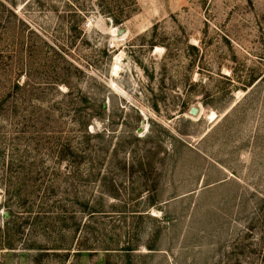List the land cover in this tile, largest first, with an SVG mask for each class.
Here are the masks:
<instances>
[{"label": "rangeland", "instance_id": "obj_1", "mask_svg": "<svg viewBox=\"0 0 264 264\" xmlns=\"http://www.w3.org/2000/svg\"><path fill=\"white\" fill-rule=\"evenodd\" d=\"M0 264H264V0H0Z\"/></svg>", "mask_w": 264, "mask_h": 264}, {"label": "water", "instance_id": "obj_2", "mask_svg": "<svg viewBox=\"0 0 264 264\" xmlns=\"http://www.w3.org/2000/svg\"><path fill=\"white\" fill-rule=\"evenodd\" d=\"M122 33H123V30H119V34H122ZM107 108H108V104L105 103V104H104V109H107ZM190 113H191L192 115L197 116V115H199V113H200V109H199L198 107H196V106H193V107H191V109H190Z\"/></svg>", "mask_w": 264, "mask_h": 264}, {"label": "bare ground", "instance_id": "obj_3", "mask_svg": "<svg viewBox=\"0 0 264 264\" xmlns=\"http://www.w3.org/2000/svg\"><path fill=\"white\" fill-rule=\"evenodd\" d=\"M199 115H200V113H199ZM199 115H197V116H199Z\"/></svg>", "mask_w": 264, "mask_h": 264}, {"label": "trees", "instance_id": "obj_4", "mask_svg": "<svg viewBox=\"0 0 264 264\" xmlns=\"http://www.w3.org/2000/svg\"><path fill=\"white\" fill-rule=\"evenodd\" d=\"M118 22V21H117Z\"/></svg>", "mask_w": 264, "mask_h": 264}]
</instances>
